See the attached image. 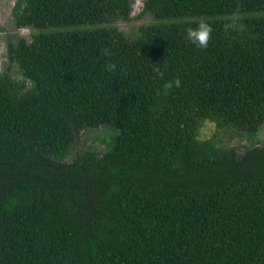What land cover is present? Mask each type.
<instances>
[{
	"label": "trees",
	"instance_id": "16d2710c",
	"mask_svg": "<svg viewBox=\"0 0 264 264\" xmlns=\"http://www.w3.org/2000/svg\"><path fill=\"white\" fill-rule=\"evenodd\" d=\"M133 2L16 0L31 41L0 72V264H264V0H145L160 22L135 36L114 25ZM201 20L207 48L185 38ZM207 121L254 144L203 140ZM101 126L114 145L67 161Z\"/></svg>",
	"mask_w": 264,
	"mask_h": 264
},
{
	"label": "rangeland",
	"instance_id": "374dc122",
	"mask_svg": "<svg viewBox=\"0 0 264 264\" xmlns=\"http://www.w3.org/2000/svg\"><path fill=\"white\" fill-rule=\"evenodd\" d=\"M144 1L145 0H134L130 19L128 21L119 19L114 25L125 30L128 35L135 36L143 24L160 22L159 20L154 19L149 13L140 17V14L143 12ZM15 2L16 0H0V72L8 65L7 44L9 40L15 41L18 37H23L28 41H31V28L17 29L15 26L13 16ZM234 19L235 21L233 24H239L240 29H238V32H244V30H241V28H243L240 21L241 17L238 16ZM166 22H169V20H166ZM106 26H112V24L96 26L89 25L88 28L94 29ZM10 74L15 79H22L20 68L16 63L11 65ZM118 134L119 131L107 126H101L98 129L84 130L80 135L77 146L71 149L70 155L66 160L71 161L76 153L89 148L92 150H98L100 153L106 152L114 145L115 137ZM200 137L203 140L212 139L223 147L235 148L240 154L244 153L247 148L252 147L254 144V142L249 140L247 134L238 133L231 127H219L215 122L210 121H207L201 128ZM256 142H258L257 145L264 143V125L255 136V143Z\"/></svg>",
	"mask_w": 264,
	"mask_h": 264
},
{
	"label": "clouds",
	"instance_id": "9594fccd",
	"mask_svg": "<svg viewBox=\"0 0 264 264\" xmlns=\"http://www.w3.org/2000/svg\"><path fill=\"white\" fill-rule=\"evenodd\" d=\"M213 29L211 24H209L206 20H201L195 27H190L186 31V40L199 47V48H207L209 41L211 39ZM111 67V65H109ZM180 81L176 79L173 82L166 83L164 85L165 89H170L173 86L179 87Z\"/></svg>",
	"mask_w": 264,
	"mask_h": 264
},
{
	"label": "bare ground",
	"instance_id": "6f19581e",
	"mask_svg": "<svg viewBox=\"0 0 264 264\" xmlns=\"http://www.w3.org/2000/svg\"><path fill=\"white\" fill-rule=\"evenodd\" d=\"M199 134V133H198Z\"/></svg>",
	"mask_w": 264,
	"mask_h": 264
}]
</instances>
